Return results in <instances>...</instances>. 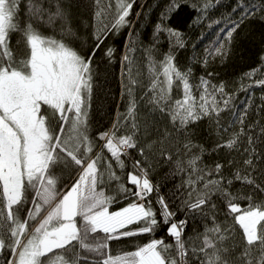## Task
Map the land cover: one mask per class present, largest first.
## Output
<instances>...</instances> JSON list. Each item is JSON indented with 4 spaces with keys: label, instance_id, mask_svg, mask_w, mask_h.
<instances>
[{
    "label": "snow or ice",
    "instance_id": "snow-or-ice-1",
    "mask_svg": "<svg viewBox=\"0 0 264 264\" xmlns=\"http://www.w3.org/2000/svg\"><path fill=\"white\" fill-rule=\"evenodd\" d=\"M136 3L0 0V264H264V54L238 88L212 68L245 25L264 24V0H235L216 18L221 0H169L145 47ZM183 4L189 26L216 38L181 67L188 43L168 21ZM125 28L124 110L93 131L97 80L116 52L106 41ZM201 121L217 136L210 149L193 139ZM213 153L221 158L206 162ZM160 164L181 176L170 195L151 178Z\"/></svg>",
    "mask_w": 264,
    "mask_h": 264
},
{
    "label": "trees",
    "instance_id": "trees-1",
    "mask_svg": "<svg viewBox=\"0 0 264 264\" xmlns=\"http://www.w3.org/2000/svg\"><path fill=\"white\" fill-rule=\"evenodd\" d=\"M86 2V0H85ZM169 0H137L134 5L133 12H141L139 17L133 15L130 19L133 20L135 26V32L138 46L145 47L152 43L153 31L156 23L159 20L161 11L166 7ZM235 3V0H221L218 8L214 9L211 15L216 18L219 16L227 15L231 6ZM144 4V8L141 9L140 5ZM194 13L192 9L183 4L181 8L172 15L168 24L182 33L188 43V47L181 50L177 55V60L181 67L190 63V57L194 54L198 57H202L205 52L204 49L210 46V41H215V29H207L205 26L190 27L192 23V17ZM80 16L82 18L81 31L85 35L86 39L90 40L87 33L90 31L87 28L88 12L84 9L80 10ZM128 29L125 28L118 37H112L106 41V44L116 49L115 58L113 63L108 66L106 71H101L96 84V91L94 94L93 107L91 111V121L93 125V131H103L110 127L116 114L117 106L120 105V110L123 111V102L121 101V64L120 57L124 51L125 38L127 36ZM203 36V39L200 37ZM15 37L13 43H15ZM195 44L196 48L192 45ZM168 45L163 42L160 45L162 52L167 51ZM264 54V24L259 21H253L243 27V31L240 33L239 38L232 46V51L229 58L223 64L217 60L212 64L214 71L218 73L217 80H224L233 83L234 87L238 88L239 78L243 73L257 67L260 63V56ZM97 61L103 59L102 51L97 52ZM106 63V61H105ZM103 68V64L101 65ZM194 74L199 76L202 74L203 69L200 64H194ZM232 90L231 88L229 89ZM257 93V102L260 89L255 90ZM246 99L243 92H240L237 97L239 100ZM194 142L203 144L207 148L214 146L217 136L216 133L211 131L207 121L199 122V126L195 127ZM216 153L211 156H206L205 160L211 163L213 159H220ZM171 169L168 164L158 165L152 173V180L154 182H160L162 185V192L171 194L174 191L173 185L181 183V176L176 175L172 177L170 175ZM166 178V179H162ZM124 203L115 204L110 209L111 211L118 210L124 206ZM179 218V217H178ZM163 233L158 232L157 236ZM149 237L141 236L136 238H129L121 241L118 244L113 245V253H119L122 251L134 250L137 244L146 243Z\"/></svg>",
    "mask_w": 264,
    "mask_h": 264
}]
</instances>
